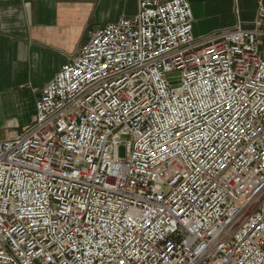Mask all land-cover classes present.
Here are the masks:
<instances>
[{
	"label": "built area",
	"instance_id": "1",
	"mask_svg": "<svg viewBox=\"0 0 264 264\" xmlns=\"http://www.w3.org/2000/svg\"><path fill=\"white\" fill-rule=\"evenodd\" d=\"M263 47L264 0L253 29L138 0L90 31L0 141V264H264Z\"/></svg>",
	"mask_w": 264,
	"mask_h": 264
},
{
	"label": "crops",
	"instance_id": "2",
	"mask_svg": "<svg viewBox=\"0 0 264 264\" xmlns=\"http://www.w3.org/2000/svg\"><path fill=\"white\" fill-rule=\"evenodd\" d=\"M189 1L197 37L236 25L255 27L259 0ZM137 6L138 0H0V141L33 123L41 90L90 31L132 15ZM222 15L226 24L213 25Z\"/></svg>",
	"mask_w": 264,
	"mask_h": 264
},
{
	"label": "rangeland",
	"instance_id": "3",
	"mask_svg": "<svg viewBox=\"0 0 264 264\" xmlns=\"http://www.w3.org/2000/svg\"><path fill=\"white\" fill-rule=\"evenodd\" d=\"M124 2L125 1H127V0H123ZM236 1V0H235ZM249 7H251V5H250V3H249ZM225 19H224V16L222 15V16H219V17H217V19H215V20H213L214 22H213V25H215V26H220V25H225L226 24V22L224 21ZM210 25L207 23L206 25L205 24H202L200 27H202V28H204V27H209ZM87 42V41H86ZM76 55V54H75ZM74 55V56H75ZM124 153H125V149L124 148H122L121 150H120V154L123 156L124 155Z\"/></svg>",
	"mask_w": 264,
	"mask_h": 264
}]
</instances>
